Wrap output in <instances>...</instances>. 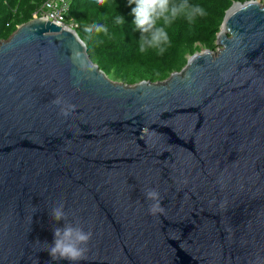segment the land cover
<instances>
[{"label": "water", "instance_id": "water-1", "mask_svg": "<svg viewBox=\"0 0 264 264\" xmlns=\"http://www.w3.org/2000/svg\"><path fill=\"white\" fill-rule=\"evenodd\" d=\"M216 43L131 85L72 27L0 40V264H71L48 251L65 224L91 233L76 264H264V2H235Z\"/></svg>", "mask_w": 264, "mask_h": 264}, {"label": "trees", "instance_id": "trees-1", "mask_svg": "<svg viewBox=\"0 0 264 264\" xmlns=\"http://www.w3.org/2000/svg\"><path fill=\"white\" fill-rule=\"evenodd\" d=\"M47 1L0 0V40L8 39L23 23L32 20ZM246 1L249 0H188L189 4L201 6L206 15L198 16L193 24L179 16L167 29L171 42L163 55H156L154 50L143 56L139 53L137 42L141 32L135 28L132 15L136 5L128 0H106L103 5L97 0H69L67 23L77 25L91 60L100 69L114 81L133 85L143 80H165L180 71L195 52L217 49V36L227 10L235 2ZM119 16L125 21L123 25L118 22ZM97 23L106 27L107 32L84 31L85 25Z\"/></svg>", "mask_w": 264, "mask_h": 264}, {"label": "clouds", "instance_id": "clouds-1", "mask_svg": "<svg viewBox=\"0 0 264 264\" xmlns=\"http://www.w3.org/2000/svg\"><path fill=\"white\" fill-rule=\"evenodd\" d=\"M105 2L106 0H97L100 5ZM128 2L136 5L132 8V15L135 17L133 21L135 28L141 32L137 43L138 51L142 56L148 54L150 50H154L156 55L164 54L165 46L171 42L167 29L179 16L183 15L189 24H193L198 16L206 15L201 6L189 4L188 0H180L179 3H174L173 0H128ZM33 19L37 18L34 17ZM118 22L123 25L125 21L119 16ZM84 31L89 34L93 31L97 33L107 32V28L97 23L90 26L85 25ZM53 103L60 105L62 100L56 98ZM74 109L75 106L68 105L66 109H61V114L68 116L69 111ZM145 196L146 199L154 201L149 208L150 214L163 211L158 192L148 190ZM51 215L56 221L65 220L66 214L63 205L53 208ZM53 236V243L48 248L53 260H67L71 264H76V262L84 259L87 249L82 245H87L91 239L90 232H85L79 226L73 227L71 224H65L63 228H54Z\"/></svg>", "mask_w": 264, "mask_h": 264}, {"label": "built area", "instance_id": "built-area-1", "mask_svg": "<svg viewBox=\"0 0 264 264\" xmlns=\"http://www.w3.org/2000/svg\"><path fill=\"white\" fill-rule=\"evenodd\" d=\"M69 8V0H49L34 17H42L57 25L69 26L75 29L77 25L74 22L67 23Z\"/></svg>", "mask_w": 264, "mask_h": 264}, {"label": "bare ground", "instance_id": "bare-ground-1", "mask_svg": "<svg viewBox=\"0 0 264 264\" xmlns=\"http://www.w3.org/2000/svg\"><path fill=\"white\" fill-rule=\"evenodd\" d=\"M75 29H76V27H75Z\"/></svg>", "mask_w": 264, "mask_h": 264}]
</instances>
